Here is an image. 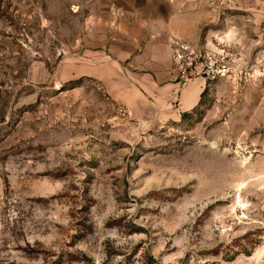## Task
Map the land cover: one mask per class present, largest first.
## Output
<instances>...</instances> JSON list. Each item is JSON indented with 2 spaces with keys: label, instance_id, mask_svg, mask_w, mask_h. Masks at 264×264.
I'll list each match as a JSON object with an SVG mask.
<instances>
[{
  "label": "rangeland",
  "instance_id": "374dc122",
  "mask_svg": "<svg viewBox=\"0 0 264 264\" xmlns=\"http://www.w3.org/2000/svg\"><path fill=\"white\" fill-rule=\"evenodd\" d=\"M178 14L179 117L111 57ZM0 264H264V0H0Z\"/></svg>",
  "mask_w": 264,
  "mask_h": 264
},
{
  "label": "crops",
  "instance_id": "0c3cea01",
  "mask_svg": "<svg viewBox=\"0 0 264 264\" xmlns=\"http://www.w3.org/2000/svg\"><path fill=\"white\" fill-rule=\"evenodd\" d=\"M185 20L178 14L170 19L168 26L150 25L147 27L148 38L126 41L120 52L111 51L112 60L118 67L127 62L126 71L131 73L133 89L148 90L165 98L176 95L174 102L178 106V117L199 106L208 84L204 79H196L181 88L178 83L172 62L173 37L182 34L180 28Z\"/></svg>",
  "mask_w": 264,
  "mask_h": 264
},
{
  "label": "built area",
  "instance_id": "2783aa9c",
  "mask_svg": "<svg viewBox=\"0 0 264 264\" xmlns=\"http://www.w3.org/2000/svg\"><path fill=\"white\" fill-rule=\"evenodd\" d=\"M172 62L181 88L196 79L215 81L226 77L229 69L219 64L213 53L195 51L187 44L176 43L172 48Z\"/></svg>",
  "mask_w": 264,
  "mask_h": 264
}]
</instances>
